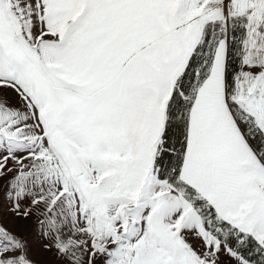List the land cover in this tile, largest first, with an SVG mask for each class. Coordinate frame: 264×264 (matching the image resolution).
<instances>
[{
  "label": "snow or ice",
  "instance_id": "snow-or-ice-1",
  "mask_svg": "<svg viewBox=\"0 0 264 264\" xmlns=\"http://www.w3.org/2000/svg\"><path fill=\"white\" fill-rule=\"evenodd\" d=\"M0 264H264V0H0Z\"/></svg>",
  "mask_w": 264,
  "mask_h": 264
}]
</instances>
